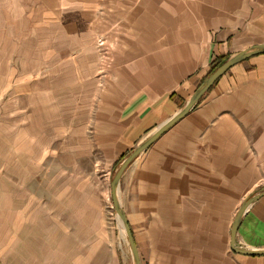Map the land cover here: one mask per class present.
I'll use <instances>...</instances> for the list:
<instances>
[{"label": "crops", "instance_id": "obj_1", "mask_svg": "<svg viewBox=\"0 0 264 264\" xmlns=\"http://www.w3.org/2000/svg\"><path fill=\"white\" fill-rule=\"evenodd\" d=\"M100 3L60 0L53 11L46 3L36 10L34 0H0V94L32 73L27 61L35 23L46 27L56 19L63 33L89 35L79 43L88 47L98 31L93 19ZM176 31L151 49L141 40L123 62L132 87L113 123L110 170L69 184L59 176L51 179L49 169L34 167L30 153L17 151L18 134L25 139L18 149L28 147L29 126L18 124L7 136L0 122L4 264H133L112 205V171L186 103L214 61L264 43V0H249L236 22L195 36ZM16 59L24 64L21 71L12 66ZM263 184L264 53H259L231 66L124 170L117 196L140 264H264V255L235 253L229 244L238 206ZM236 237L245 247L264 248V194L242 214Z\"/></svg>", "mask_w": 264, "mask_h": 264}, {"label": "rangeland", "instance_id": "obj_2", "mask_svg": "<svg viewBox=\"0 0 264 264\" xmlns=\"http://www.w3.org/2000/svg\"><path fill=\"white\" fill-rule=\"evenodd\" d=\"M100 2L98 18L93 19L98 31L88 47L79 43L89 35L63 33L56 19L46 27L35 23L33 55L27 61L32 73L26 83L17 77L0 94L2 134L6 130L11 135L9 131L18 124L28 125V147L18 149L17 142L25 140L18 134L17 151L30 153L35 168L49 169L51 179L59 176L67 184L92 171L102 174L111 169L113 123L121 98L132 87L123 70L130 51L134 56L141 40L151 49L157 39L174 35L177 29L181 37H188L204 28L236 22L249 0ZM45 3L56 11L60 0H34L35 9ZM16 61L12 66L21 71L24 64ZM9 115L16 121H6ZM107 208L111 219L115 214Z\"/></svg>", "mask_w": 264, "mask_h": 264}, {"label": "water", "instance_id": "obj_3", "mask_svg": "<svg viewBox=\"0 0 264 264\" xmlns=\"http://www.w3.org/2000/svg\"><path fill=\"white\" fill-rule=\"evenodd\" d=\"M259 53H264V43L257 44L254 47L246 50H241L227 57L220 65H218L215 69L210 71L203 78L201 83L195 88L193 93L190 95L186 103L175 114H173L168 120H166L164 123L158 126V128L151 135H149L140 144L135 146L127 155H125L122 158L117 169L114 171L110 181L112 205L116 215L119 217L122 223L124 234L131 249L133 264H140V259L129 225L127 223V219L119 205L118 196H117V187L124 170L143 150L149 147L166 129H168L171 125H173L176 121H178L181 117H183L199 101V99L215 83V81H217V79L221 77V75L225 73L231 66H233L234 64L240 61L245 60L250 56ZM263 194H264V184L261 185L255 191L249 193L237 208V211L233 217L230 227V241H229L230 248L235 253H241L247 255H264V248L260 249V248L245 247L241 245V243H239L236 237L238 225L242 214L254 200L259 198ZM0 264H4V263L0 260Z\"/></svg>", "mask_w": 264, "mask_h": 264}, {"label": "trees", "instance_id": "obj_4", "mask_svg": "<svg viewBox=\"0 0 264 264\" xmlns=\"http://www.w3.org/2000/svg\"><path fill=\"white\" fill-rule=\"evenodd\" d=\"M225 60V58H219L216 61H214L211 66H210V71H212L213 69H215L218 65H220L223 61Z\"/></svg>", "mask_w": 264, "mask_h": 264}, {"label": "bare ground", "instance_id": "obj_5", "mask_svg": "<svg viewBox=\"0 0 264 264\" xmlns=\"http://www.w3.org/2000/svg\"><path fill=\"white\" fill-rule=\"evenodd\" d=\"M122 226V225H121ZM124 232V231H123ZM124 236V235H123Z\"/></svg>", "mask_w": 264, "mask_h": 264}]
</instances>
